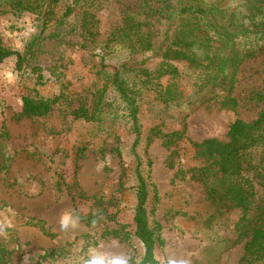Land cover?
<instances>
[{
    "label": "rangeland",
    "instance_id": "rangeland-1",
    "mask_svg": "<svg viewBox=\"0 0 264 264\" xmlns=\"http://www.w3.org/2000/svg\"><path fill=\"white\" fill-rule=\"evenodd\" d=\"M80 1L85 2L61 0L44 34L38 13L0 11V44L7 48L25 54L42 34L26 68L16 70L15 55L0 64V248L6 264H86L93 256L105 264L115 258L140 262L144 246L134 234L138 174L149 191L147 211L160 264H239L245 240L233 243L238 212L217 209L191 169L204 162L195 143L211 137L225 141L236 119L253 120L264 109L259 99L264 47L255 48L239 66L235 108L215 98L204 102L196 70L177 61L184 96L164 102L159 84L172 77L156 79V73L154 83L138 96L136 131L125 102L113 93L116 112L109 110L97 120L89 116L95 108L102 40L122 23L126 10H139L142 0H109L105 6L88 4V12L81 8L78 15L65 14L68 5ZM212 1L230 7L242 3ZM84 15L96 35L88 40L81 26ZM162 62V48L130 53L114 45L105 60L153 70ZM34 65L44 74V83L37 86ZM31 88L43 97L60 98L47 114L25 116L23 96ZM65 215L69 223L62 228Z\"/></svg>",
    "mask_w": 264,
    "mask_h": 264
},
{
    "label": "trees",
    "instance_id": "trees-1",
    "mask_svg": "<svg viewBox=\"0 0 264 264\" xmlns=\"http://www.w3.org/2000/svg\"><path fill=\"white\" fill-rule=\"evenodd\" d=\"M60 1L0 0V11L38 13L44 34L53 20L54 7ZM108 2L85 0L80 5L83 3L80 1L68 5L65 14L78 15L81 8L88 12V4L94 8ZM241 2L237 7H230L212 0H142L139 10H126L122 23L102 40V66L94 89L95 108L89 118L97 120L109 110H116L110 99L113 93L125 102L138 131V96L143 88L154 83L156 73V79L164 75L172 77L167 84H159L158 95L164 102L184 96V88H180L177 81L179 68L175 61L184 62L196 70L194 77H197L198 91L205 92L202 95L204 102L215 98L224 106L235 108L238 101L233 90L239 66L255 48L259 51L264 47V0ZM58 22L63 23L61 19ZM88 22L84 15L81 26L86 40L96 36ZM41 36L40 33L28 44L25 54L0 44V64L15 55L16 70L26 68L38 52ZM163 38L166 39L163 41ZM113 45L123 46L130 53L156 52L162 48L163 62L156 70L126 63L109 65L105 63L106 54ZM82 46H87L86 41ZM33 70L37 72L35 85L43 84V68L34 65ZM59 98L43 97L31 88L23 96L22 114L28 117L45 115ZM259 99L264 101V85ZM194 145L196 154L204 162L191 170L200 175L208 198L218 205L217 209L224 206L238 212L233 243L245 240L239 264H264V187L262 193L258 191L259 184L264 186V109L253 120L236 119L229 128L227 140L211 137ZM136 188L138 202L134 234L144 246V255L140 262L131 259L128 264H160L156 256L157 239L147 211L149 191L140 174ZM6 263L5 251L0 248V264Z\"/></svg>",
    "mask_w": 264,
    "mask_h": 264
},
{
    "label": "clouds",
    "instance_id": "clouds-1",
    "mask_svg": "<svg viewBox=\"0 0 264 264\" xmlns=\"http://www.w3.org/2000/svg\"><path fill=\"white\" fill-rule=\"evenodd\" d=\"M68 223H69V216L65 215L62 218V228H67ZM86 264H105V262L101 258L93 256L92 258L86 261ZM111 264H128V260L126 258H115L111 261ZM169 264H187V261L173 260V261H170Z\"/></svg>",
    "mask_w": 264,
    "mask_h": 264
}]
</instances>
